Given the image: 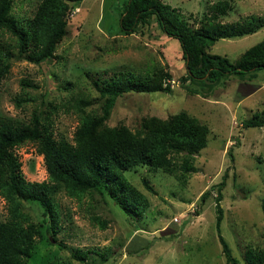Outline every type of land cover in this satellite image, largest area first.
Segmentation results:
<instances>
[{
	"label": "rangeland",
	"instance_id": "374dc122",
	"mask_svg": "<svg viewBox=\"0 0 264 264\" xmlns=\"http://www.w3.org/2000/svg\"><path fill=\"white\" fill-rule=\"evenodd\" d=\"M39 1L13 0L12 13L25 23ZM126 1H80L69 15L66 36L53 58L41 64L13 59L0 85V115L26 122L33 109L49 106L45 112L50 113L54 138L74 145L82 114L96 110L95 105L82 106L96 96L93 81L103 84L120 72L139 75L164 67L171 73V92L123 94L115 101L108 125L121 123L135 130L144 116L166 118L185 111L208 127L206 146L193 155L194 170L183 183L175 175L148 166L137 165L125 172L147 199L137 219L109 197L101 199L97 193L71 197L62 188L55 190L60 229L55 240L45 233L36 238L27 264H47L54 259L65 264H226L215 229V186L226 171L220 233L242 262L245 246L264 244V126H243L264 112V70L243 78L225 77L210 88L200 81L183 83L180 43L166 35L155 19L143 30L122 33L119 15ZM161 1L195 28L219 0ZM227 1L230 8L219 22L264 20V0ZM263 38L264 24L253 33L216 40L208 52L234 62ZM14 152L26 180L48 181L43 157L33 143L21 144ZM143 180L152 191L144 187ZM23 209L33 221L41 219L37 203L23 202ZM7 214L0 195V220ZM93 215L106 220V227L92 223ZM75 250L88 252L85 262L70 257Z\"/></svg>",
	"mask_w": 264,
	"mask_h": 264
},
{
	"label": "trees",
	"instance_id": "16d2710c",
	"mask_svg": "<svg viewBox=\"0 0 264 264\" xmlns=\"http://www.w3.org/2000/svg\"><path fill=\"white\" fill-rule=\"evenodd\" d=\"M80 1L40 0L32 16L23 23L12 13L13 0H0V85L13 59L41 64L54 57L66 36L69 15ZM229 8L227 0L217 1L210 6L209 15L205 14L200 25L194 28L179 17L174 7L161 0H127L119 22L122 33L131 34L139 28L143 30L155 19L166 35L177 38L180 43V58L185 67L181 81H200L210 88L225 77L243 78L247 73L251 76L257 70H264V38L247 48L234 62L208 52L216 40L253 33L264 24L263 19L254 17L241 23L219 22ZM170 80V71L159 67L139 75L120 72L103 84L93 81L96 96L91 102H82V106L95 105L96 110L82 114L74 145L64 138H54L50 113L45 112L49 106L33 109L26 122L0 115V195L6 201L8 213L5 220H0V264H27L36 238L44 233L55 240L60 229L55 190L62 188L71 197L92 193H97L101 199L109 197L130 218L137 219L148 203L126 177L125 172L130 168L139 165L161 169L175 175L182 183L186 181L188 173L194 170L193 155L206 146L209 129L205 124L185 111L166 118L144 116L135 130L121 123L114 126L107 123L118 97L129 92L169 93ZM186 89L196 93L188 86ZM243 126H264V112L244 121ZM26 142L33 143L36 152L42 155L48 181H28L23 177L14 148ZM226 177L227 171L215 186V229L225 263L264 264V244L245 246L241 262L220 233L221 189ZM143 182L144 187L152 191L151 186ZM27 201L41 207L39 221H33L24 211L23 202ZM261 208L264 214V204ZM91 222L101 229L106 227V220L98 215L91 216ZM87 253L75 250L70 257L83 263ZM47 264L65 263L54 259Z\"/></svg>",
	"mask_w": 264,
	"mask_h": 264
}]
</instances>
